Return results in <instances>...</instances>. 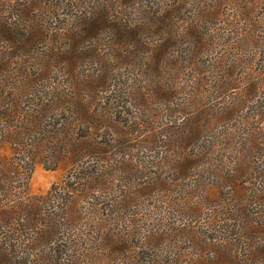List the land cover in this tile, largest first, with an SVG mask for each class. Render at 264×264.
<instances>
[{"label": "rangeland", "instance_id": "1", "mask_svg": "<svg viewBox=\"0 0 264 264\" xmlns=\"http://www.w3.org/2000/svg\"><path fill=\"white\" fill-rule=\"evenodd\" d=\"M0 264H264V0H0Z\"/></svg>", "mask_w": 264, "mask_h": 264}, {"label": "trees", "instance_id": "2", "mask_svg": "<svg viewBox=\"0 0 264 264\" xmlns=\"http://www.w3.org/2000/svg\"><path fill=\"white\" fill-rule=\"evenodd\" d=\"M120 1H122V3L125 4V6H126L129 3V1H131V0H120ZM37 5L40 6L39 4H37ZM37 5L34 3L30 7L31 8V10H30L31 15L33 14V10H34V8L37 7ZM38 9L40 10V7H38ZM168 9H169V11L165 10L164 13H163V9H161V10H159V12L156 15L155 14L152 15L156 19V21L150 22V23L153 25V29H155L157 27V29L159 30V33L162 32V29L165 25L169 26V23H172V21H174V18H176L178 15H180L179 13H181V11L179 10L178 7H176V8L170 7ZM88 13L89 14H86V18L83 20L84 25L80 29V31L82 33L81 36H83V37L85 35L88 36L92 30L94 31V28H96L98 25H100L101 28H107L108 27L110 29H113L114 33H116L118 37H126V36L130 35V37L136 42L138 47H141L142 49L146 50L147 52H150L149 50H152L156 53H161L163 51V49H165V47L167 46V44H165V45L162 44L163 43L162 36H160V42L162 45L161 44L155 45L154 43L149 44V42H143L141 40V37L143 36V34L141 33V29L142 28L143 29L144 28L152 29L151 25H149V26L147 25V27L141 26V28H139V27L135 28L136 24H134L133 22L129 26L122 24V23H127V22H120L121 17L124 16V13L123 12H117V11L114 12L113 11V5L111 6V3H106V4L104 3V5H102V7H100L99 9L93 10L92 13L91 12H88ZM163 14H164V16H163ZM182 14H184V13H182ZM178 19L183 20L180 17ZM31 30L34 31L35 29L31 28ZM192 31L195 34L193 29H192ZM31 35H32V33L21 34L20 38H22L24 40L25 36L30 37ZM159 35H161V34H159ZM71 37L76 38V35L71 34ZM26 40H24V42ZM25 43L27 44V41ZM28 45H32V44L29 43ZM161 61L157 60V65L155 66L156 71L162 70L161 66H160ZM174 68L176 69L175 71H177L178 65L175 66ZM75 104H77V102L75 100L72 101L71 105H75ZM198 132H199V129H194V130L192 129L188 132L176 135L174 137V139H172V141L168 142L169 145H175L176 144L175 142H177L178 140H180V142L183 143V148L181 149V150H183V154H182L181 150L176 151L177 153H179V158L177 159V161L175 163V165H176L175 171L177 173H179L180 177L186 176V175L189 176L188 173L191 172L195 166H197L200 163H203L202 162L203 158L199 154V152H202L201 149H199V147H197V149H195L196 144H192V139L201 133V131L199 133ZM218 179L220 180V182L221 181L227 182L226 180H222L223 178L222 177L220 178V175H219ZM229 182H231L235 185L239 183V181H238V179H236V177L232 178L231 181H229ZM241 189H242V186H241Z\"/></svg>", "mask_w": 264, "mask_h": 264}]
</instances>
